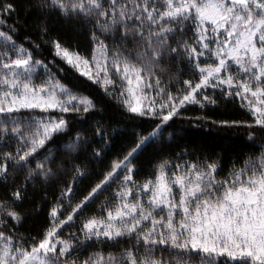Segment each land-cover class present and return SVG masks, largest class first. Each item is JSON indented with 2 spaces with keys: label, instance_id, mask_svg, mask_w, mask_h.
Instances as JSON below:
<instances>
[{
  "label": "snow or ice",
  "instance_id": "obj_1",
  "mask_svg": "<svg viewBox=\"0 0 264 264\" xmlns=\"http://www.w3.org/2000/svg\"><path fill=\"white\" fill-rule=\"evenodd\" d=\"M88 87L119 115L98 119ZM221 100L248 118L208 115ZM202 128L243 130L253 150L220 175L223 153L184 147L136 179L142 154ZM0 190V264H264V0H0ZM37 193L32 235L18 205Z\"/></svg>",
  "mask_w": 264,
  "mask_h": 264
},
{
  "label": "trees",
  "instance_id": "obj_2",
  "mask_svg": "<svg viewBox=\"0 0 264 264\" xmlns=\"http://www.w3.org/2000/svg\"><path fill=\"white\" fill-rule=\"evenodd\" d=\"M20 19H24V13L20 12ZM11 23V21H9ZM31 24H29L27 32L31 33ZM26 34L25 29H21L20 36H24ZM51 35L53 37L59 36V38L62 41L67 42V44L70 47L77 48L78 50L86 55L91 54V44L87 40L86 35H77L73 33L72 31H65L62 28H54L52 30ZM35 38V37H34ZM44 51L43 55L50 57V50L48 46L44 45L42 46ZM57 63H60L59 60H57ZM55 71V69H53ZM58 76H60L61 79H64V77L57 73ZM185 78L188 77V73L185 72L182 74ZM67 82V81H65ZM86 94L92 95L94 99L97 100V108H106L107 111L105 113H101L97 116V118H101L102 116L107 118L109 116L116 117L119 115L118 112H116L117 105L114 101H108L107 97H104L102 94V91L98 87H88L83 89ZM100 101H104L105 103H100ZM200 114V109L198 106H189L186 109L185 115L187 116H196ZM208 115H211L215 119L219 118H236V119H247V115L245 112H243L238 102L236 101H224L221 100L220 106L218 108H209L207 111ZM105 122H107V119H105ZM177 124L183 123V126L185 128L190 127L188 121L181 122L180 120L176 121ZM130 131V126H129ZM131 139L130 136H125L124 140L129 141ZM122 141L118 140L116 145L113 148V152L120 151V145ZM198 147L201 152H207L209 155H214L215 153H223L224 155V169L221 171L220 175H223L224 172L227 171L229 159L232 156H236L239 159H243L244 155L248 153L249 151L253 150V146L249 143L245 142V137L243 135V130H221V131H208L206 128H202L198 130V132L191 133L187 135L183 140L170 143L164 147V149L159 153H152V152H146L145 154H142L138 159L140 160V171L136 173V179L142 180L144 179L148 174L150 170V166L153 162H155V159L159 156L163 155H172L175 156V153L179 152L181 148L184 147ZM111 155V153L109 154ZM195 156L192 157H186V159H195ZM238 159V162H239ZM107 161H105L106 163ZM98 170H103L101 167ZM102 177L94 176L93 178L89 180H85L81 187H79L76 191V194L73 198V203L77 202L79 198H81L83 195L86 194L87 190L89 189L90 185L95 183L98 179ZM68 179H70V176L68 178H62L61 184H55L49 188L48 194L51 199H55V196L58 195V188L61 185L66 186ZM115 187V184L110 186L109 188H106L104 190V193H102L100 196L97 197L96 201L93 202V204L89 205L88 208L85 209L84 214H90L93 211H95L96 205L104 198L105 195H108L111 193L112 188ZM0 195H3V190H0ZM39 193H37L36 197L30 200H25L23 204L18 205L19 209L21 211H27L29 215L25 219L24 225L22 228L18 229L19 231H24L31 233L32 235L37 234L39 229L46 224V211L49 207L48 204H45V212L41 213L37 216L31 215V210L36 206V203L39 199ZM70 210V209H69ZM79 219V217L77 218ZM69 231V229H65V232ZM63 234V233H62Z\"/></svg>",
  "mask_w": 264,
  "mask_h": 264
}]
</instances>
